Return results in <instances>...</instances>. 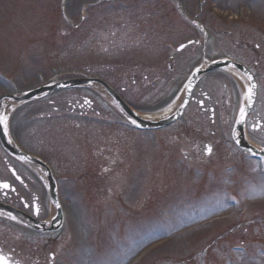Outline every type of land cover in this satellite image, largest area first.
I'll return each mask as SVG.
<instances>
[{
  "label": "rangeland",
  "instance_id": "1",
  "mask_svg": "<svg viewBox=\"0 0 264 264\" xmlns=\"http://www.w3.org/2000/svg\"><path fill=\"white\" fill-rule=\"evenodd\" d=\"M198 3L199 0H0V94L30 90L57 75L87 74L116 86L139 113L161 111L169 105V92L155 104L154 94L163 90L138 88L126 75L137 70H162L176 44L192 37L193 32L176 17L174 5H181L189 18L198 14L200 22L214 29L244 31L245 38H255L264 48V0H206L202 9ZM238 10L241 16L235 19ZM226 14L231 17L226 18ZM122 26L134 29L128 44L123 38L119 43L115 41L114 32ZM199 52L200 48L192 51ZM182 55L180 59L189 60V55ZM219 75L211 78L225 77ZM173 84L172 76L167 85ZM132 88L135 91L131 94ZM66 93L78 92H59L50 100H57L63 107ZM81 95L95 98L89 90ZM52 106L49 101H40L31 106L33 109H20L14 134L26 148L65 170L58 173L60 177L76 180L83 175V187L73 184L70 192L78 200L89 193V201L95 202L92 206L67 202L68 251L63 241L68 237L66 232L65 236L61 234L62 243L55 246L54 252L58 248L60 251L55 264H133V258L147 246L165 238L168 241L139 264H264V222L254 217L256 212H264V177L257 176L255 166L250 175L244 176L242 166L225 172L224 161L218 169H211L213 163L203 174L188 173L179 166L177 147L169 142L177 126L159 133L138 134L123 126L96 122L95 126L108 129L109 137L115 128L120 132L116 140L124 141L125 137L123 145L130 155L131 169L122 197L111 206L98 208L94 191L103 186L95 176V166L87 167L85 157L91 148L84 154L77 133L68 135L62 127L63 123L93 126L94 121L63 114L38 118ZM88 139L92 145L103 143L94 133ZM83 161L89 174L78 167ZM231 199L237 200L236 208L228 205ZM223 215L229 217L223 219ZM172 259L176 261L171 263Z\"/></svg>",
  "mask_w": 264,
  "mask_h": 264
},
{
  "label": "flooded vegetation",
  "instance_id": "2",
  "mask_svg": "<svg viewBox=\"0 0 264 264\" xmlns=\"http://www.w3.org/2000/svg\"><path fill=\"white\" fill-rule=\"evenodd\" d=\"M227 34L231 49L227 48L226 50L232 52L224 55L219 53L217 46L211 45L209 52L203 55H193V57L191 55L188 61L182 60L177 71L181 72L179 75L182 76L188 74L192 67L200 66L203 61L223 59L224 57L243 65L256 81V98L244 122L245 138L250 145L264 149V61L261 57V50L259 45H254L252 41L242 40L241 36L234 39L229 33ZM201 57L204 59L202 60ZM215 74L217 73L209 76L215 77ZM202 85L203 88L206 86L208 89H214L210 92L211 94H208L207 91L201 92L203 89L200 88L195 90L190 108L192 105H196L198 115L204 120L209 119L211 125L215 124L213 119L216 111H222L227 117L219 124L220 127L217 130H210L208 135L205 131L201 133L195 130L193 132L194 142L193 144L186 143V149L192 153L191 156L195 158V161L198 160L195 156L206 158L218 156L219 161L242 158L243 165L256 166L258 161L253 159L247 151L239 150L231 138L230 115L231 110L235 109L238 104L237 94L240 93V88L236 85L237 89L229 86L225 79L215 78L207 79L205 83L202 82ZM186 113L194 115L191 110L189 111V108ZM186 129L190 130L191 127L186 126ZM220 130L223 134L219 133ZM11 132L9 128V133L12 134ZM208 143L211 145V154H207L205 148ZM51 175L60 200L62 186L52 168ZM0 183L9 185L8 189H0V254L8 258L9 264H52L54 237L63 229L64 222L62 227L55 232H39L22 221L12 218L11 214L8 215V212L5 211L6 208L13 209L26 221H46L49 218L47 178L39 173L37 167L20 162L4 150L0 144Z\"/></svg>",
  "mask_w": 264,
  "mask_h": 264
},
{
  "label": "water",
  "instance_id": "3",
  "mask_svg": "<svg viewBox=\"0 0 264 264\" xmlns=\"http://www.w3.org/2000/svg\"><path fill=\"white\" fill-rule=\"evenodd\" d=\"M93 83H96V84L101 85L109 93V95L115 101V103L123 110V112L132 121H135V124H137V125H139L141 127L147 128V127H158V126H162V125H165V124L170 123L175 118V116H173V117H171L167 121H161V122H158V123H150V122L142 121V120L138 119L135 115H133L131 113V111L127 108V106L115 95L114 92H112V90H110L103 83H101L99 81H96V80L67 81V82H64V83H61V84H57V85H54V86H51V87L39 89V90H37V91H35V92L31 93V94H28L26 96V98L35 97V96H38V95H41V94H47V93H50V92L55 91V90H58V89H63V88H68V87H74V86L76 87V86H82V85H90V84H93Z\"/></svg>",
  "mask_w": 264,
  "mask_h": 264
},
{
  "label": "snow or ice",
  "instance_id": "4",
  "mask_svg": "<svg viewBox=\"0 0 264 264\" xmlns=\"http://www.w3.org/2000/svg\"><path fill=\"white\" fill-rule=\"evenodd\" d=\"M189 43H192V42L189 41ZM183 47H185V45H181V48H183ZM248 79L251 81L252 77L249 76ZM254 88H255V84H251L248 87L247 96L249 99V103L251 102L252 91ZM182 106L183 105H181V107ZM245 115H246V110L244 107H241L240 113H239V119L237 120V123H242L244 121ZM132 123H135V121H132ZM0 126H2L5 135H8L9 134V126H8V117L6 115L0 114ZM207 152H208V154H211V152H212L211 147L207 148ZM17 179H19V177H17ZM8 188H9V185L7 183H0V189H8ZM0 264H9L8 258L2 254H0Z\"/></svg>",
  "mask_w": 264,
  "mask_h": 264
},
{
  "label": "bare ground",
  "instance_id": "5",
  "mask_svg": "<svg viewBox=\"0 0 264 264\" xmlns=\"http://www.w3.org/2000/svg\"><path fill=\"white\" fill-rule=\"evenodd\" d=\"M15 106H17V104ZM176 106L180 107V106H178V103L175 102L172 104V107L167 109L166 111L163 110L161 112H157V113H153V114H146L144 116L146 119L159 120V119L163 118L164 116H166L167 114H169L171 111L175 110ZM9 112H10V110L8 111V113Z\"/></svg>",
  "mask_w": 264,
  "mask_h": 264
}]
</instances>
